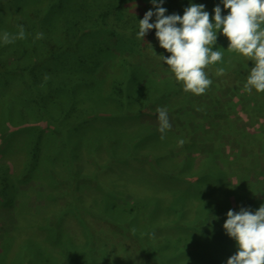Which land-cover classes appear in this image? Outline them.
I'll return each instance as SVG.
<instances>
[{"label": "trees", "instance_id": "trees-1", "mask_svg": "<svg viewBox=\"0 0 264 264\" xmlns=\"http://www.w3.org/2000/svg\"><path fill=\"white\" fill-rule=\"evenodd\" d=\"M49 3L51 0L48 1ZM192 3L203 4L205 11L209 12L211 18L214 17L213 9L222 3V0H180L175 3L171 2L170 5L168 0H164L162 6L167 9L165 15L178 14L183 16L184 10ZM70 4L66 0H60L57 5L59 18L68 22L67 26L70 30L91 29L97 32L96 39L100 38V33L109 32L113 38L112 49L105 35L103 36L107 41L105 47H97L96 52L102 57L106 56L103 58H107L110 57V54L114 57L115 51L121 57L118 66L121 65L119 63H122L126 67L122 72V78H115L109 84V87L114 89L112 92L118 94L121 101L95 104V110H106L109 114L116 116L119 114L118 111L120 110L122 113L121 108L125 107V112H132L131 116H133L145 106L156 104L159 100L171 99L170 102H186L185 105L189 107L188 110L193 108L198 110L201 117L200 120L190 119V115L184 117L188 123L191 122L192 131L199 130L202 140L214 137L216 140L212 141V148L206 154V158L201 162L200 167L198 166L196 169L193 167V157L177 162L169 155L168 151L162 153L154 151L149 153V162L147 161L151 170L150 178H144L142 175L141 178L119 179L115 174H122L110 170V167L100 157L95 158V167L88 168L85 162L80 159L79 149L88 153V151H92L94 145H104L110 152V156L120 164V161L125 159L127 152H123L117 145L119 143L129 145L132 143L131 153L142 147L148 148L145 143L141 144L136 140L139 138L138 135L142 136L148 129L135 128L133 130L136 131V135H122L126 138H119V135L111 137L107 141L103 140L99 134L100 136L96 137L95 143L91 145L90 149L82 147L80 142L70 144L71 141L78 142L79 135L73 138L65 133L75 132L85 126L86 108L83 101H73L74 98L71 99V93L64 90L66 99L63 102L72 100V103H70L69 111L59 112L56 127L40 130L39 126L35 125L32 128L26 127L25 133L23 130H15V136L12 140L9 139V135L12 133L6 130L7 127L0 129V159L5 158L4 164L0 165V206H14L16 208L15 202L18 196L23 197L22 195H24L18 191L19 186L30 181L39 183L42 176L52 174L53 179L52 176L50 179L53 185L59 186L55 178L59 177L58 172L67 163L70 164L73 174L78 173L77 177L80 175L81 178L88 176L87 178L94 180L98 187L94 190H84L85 187L81 188L72 181L70 189L65 195L66 205L57 212L53 206L54 197L47 195L45 206H39L35 212L29 210L26 213L28 215L23 223V231L25 232L21 234V244L20 246L17 245V249L23 251L25 242L28 243L26 250H29L31 245H36L39 250L44 252H52L50 249L53 248L54 252L52 253L69 257L68 262L70 264H100L104 261L106 264L109 262L114 264L118 261L121 253L130 258L131 254L125 248L120 249L119 252L121 253L110 250L107 239L101 236L97 241V247H94L93 234L95 230L87 225V220L81 214V211L86 209L97 211L108 223L123 228L129 236L136 240L137 251L142 253V257H139L141 258L140 264H148L151 259L154 264H227V260L237 252L235 241L229 238L223 229L228 211L239 212L243 208L255 213L261 205H264V168L262 167L264 166V125H257L256 121L258 116L264 114L262 110L264 101L243 90L244 79L247 81L251 67H247L246 62L242 59L224 53L227 58H223L221 65L218 63L206 69V73L212 81L211 87L214 88L212 95L203 98L185 93L182 85L175 81L173 74L160 57L167 58L170 54L159 46L155 29L149 31L144 40L137 38L139 21L148 11L155 12L156 10L151 0H98L86 3L87 8L94 7V9L90 10V14L79 18L83 25H80L79 29L74 28L79 24L77 20L69 18L76 10ZM176 8L178 9L176 10ZM150 23H155V16L152 17ZM40 24L39 22V27ZM22 25L28 34V26L24 22ZM41 33L46 34L45 30ZM58 33L60 39L57 35L52 47L47 46L51 43L40 40L42 49L39 51V57L42 58L41 54L50 57L55 51H67L74 53L80 60L76 48L73 46L75 43L72 41L64 42L65 33L62 31ZM72 37L78 41V37L75 35ZM217 44L214 47H217ZM28 48L30 51H35L38 46L31 44ZM80 48H82L80 51L82 54L84 51L82 56L88 59L91 64L96 61L95 57L91 59L90 47L83 46ZM0 50V68L6 69L0 70V75L16 73L19 81L29 84L28 96L30 98L37 99L40 104L42 101L48 100L50 105L46 104L44 113L48 109H52L56 113V109L51 105L54 99L51 96L47 97V94L43 92L40 84L42 77H36V72L42 74L44 71L45 73L44 69L43 71L38 70L33 66L35 64L32 63V59L36 61V55L32 54V57L28 55V59L22 58L20 60L11 57L13 58V68L7 69L2 66V62L8 58L7 52ZM144 56L149 59L148 62H153L154 65L162 68L161 70L164 72L162 78L155 72L150 73L148 71L150 68H146V64L141 60L144 59ZM112 57L110 58L113 66L109 70L113 75H116L120 66L117 68V65L113 63L115 59ZM28 60L29 63L27 64ZM32 67L36 72L32 73ZM219 68L225 70L223 75H216ZM230 70L235 71L236 78L241 81H234V83L238 82L237 92L231 87L234 93L229 96L226 103L222 104L215 94L218 89L217 82L219 78L226 76V72ZM68 74L67 77L66 73H61L60 76L65 79H57L61 81L58 86L60 83L61 86L74 84L75 73L70 71ZM132 76H137V82L142 83L139 93L145 98L139 99L138 102L131 99V95L124 87L125 82L131 80ZM224 78L230 79L231 77L229 75V77ZM232 86L234 85L232 84ZM176 95L181 100H177ZM263 95L264 93H256L258 97ZM127 100L128 104H126ZM242 101H244L243 112L249 116L250 127L238 129L232 123L230 115L237 113L236 107L238 105L242 110ZM250 101L254 102V105L249 104ZM41 105L43 106L44 103ZM88 106L91 104L89 103ZM208 108L210 109L209 113ZM183 113L187 114V112ZM44 116L41 115L37 122L42 120ZM125 118L127 116H122L119 119ZM180 119L183 120L182 116ZM195 122H198L197 127L194 125ZM12 123L13 125L20 124L18 120L10 122V124ZM200 123H207L208 127L203 129ZM192 131L189 130L188 133H192ZM228 132L236 138L231 141L236 149H229L217 141L220 136ZM175 138L171 136L170 139L168 138L165 142V150H167L166 144H173ZM245 140L249 141V147L245 145ZM153 142L161 144L163 139L161 136H157ZM186 149L197 152L195 146ZM243 151H245L244 155ZM56 152H60L61 156H58ZM52 154L58 157L54 158ZM16 156H20L19 158L22 159L20 170L15 169L13 164L18 160ZM44 156H50L53 159L48 158L42 167L39 159ZM62 213L64 215L76 213L81 230L85 235L82 234L81 237L77 238L63 223L59 222V214L62 215ZM50 216L51 220H49ZM50 222L54 224L52 225L53 228L49 230L46 241L45 238L43 239V235L35 234L34 231L40 227L44 231ZM157 231L159 234L156 233ZM9 236L13 241L17 239L11 233Z\"/></svg>", "mask_w": 264, "mask_h": 264}, {"label": "rangeland", "instance_id": "rangeland-1", "mask_svg": "<svg viewBox=\"0 0 264 264\" xmlns=\"http://www.w3.org/2000/svg\"><path fill=\"white\" fill-rule=\"evenodd\" d=\"M48 1L50 0H0V49L4 50V52H7L8 56V58H6V61L2 62V66L6 67L7 69L13 68V58L11 57H16L20 60L22 58L28 59V55L32 57V54H35L37 59L36 61L32 59V63L35 64L33 66H35V69L38 70L43 71L44 69L45 73L44 71L42 72V74L37 73L33 67L32 73L35 71L37 78L42 77V79L40 80V84L42 86L43 92L47 94V97L51 96L54 99V102H52L51 105H53V107L56 109V113H54L52 109H48L44 113V108L47 107L46 104L50 105L48 103V100L42 101L41 104L44 103V105L42 106L40 104V101L35 98V100L30 98L28 96L29 84H27L26 82L22 83L21 81H19V78L17 77L16 73H8L6 75L2 74V76L0 75V129H6V127L8 128L6 130L12 133L11 135H9V139L12 140V138L15 136V130H23L24 132L26 127L32 128L37 125L39 126L40 130H46L48 128L51 129V127H56V123L59 120V112L69 111V106L70 103H72V100H81L86 104H83L86 108V117L84 121L85 126L77 129L75 132L65 133L71 135L73 138L79 135L78 142L71 141L70 144H77L80 142L82 147L90 149L91 145L95 143L94 141L97 136L101 135L102 139L107 141L111 137H116L119 135V138H126L125 136H133L134 134L136 135V131L133 130L135 128L148 129V131L145 132L142 136L138 135L137 137L139 138L136 139L141 144L145 143L148 148L142 147L138 151L131 153L130 151L133 149L131 147L132 143H130V145L127 143H119L117 145L121 148L123 152H127L125 159L120 161V164L116 162V159L110 156V152L104 145H94L92 151H88V153H85L84 150L79 149L78 153L80 154V159L85 162V165L88 168L95 167V158L100 157L102 161L110 167V170L112 169L115 173L118 172L122 174H115V176H117L119 179H128L130 177L141 178L142 175L144 178H150L151 170L148 167V159L150 157L149 153H153L154 151H158L159 153L168 151L169 155L173 159H176L177 162H181L184 159L193 157V167L195 169L198 166L200 167L201 162L206 158V154H208V152L212 148V141H215L216 137L204 138L202 140L198 132L199 130H196L194 132L192 131V126L190 124L191 122L188 123V120L184 119V117L186 115H190V119L196 118L198 120H200L201 117L198 110L194 108L188 110L189 107L185 105L186 102H170L171 99H165V101L159 100L156 104L145 106L144 108H142V110L137 111V113L133 116H131L132 112H125V107H122V113L119 110V114L116 116L113 114H109L106 110H95V104H103L107 102L118 103L121 101L119 95L112 92V90L114 89L109 87V84L115 78L121 79L122 72L125 70L126 67L122 63H119L121 64L119 65L120 67L118 66V62H121V59H119L121 57L114 51V57H112L111 54L110 57L115 59L113 63H115V65H117V68H119L118 73L116 75H113L109 70L113 66L112 59L109 56L107 58H103L106 56L102 57V55L96 52L97 47H105L104 45H106L107 43L106 39L103 37L105 35L109 43L111 44L110 48L112 49L113 38L109 32L100 33V38L96 39L97 32L91 29H83L82 31L70 30L67 26L68 22H65L64 20H61L59 18V11L57 5L59 4L60 0H51V3L49 4ZM66 1H68V4L71 3L70 5L72 7L76 8L73 15L69 18L72 20H77L79 24H77V26H75L74 28L79 29L80 25L83 26L79 18L81 16H86L87 14H90V10L94 9V7L87 8L86 3H91L98 0ZM178 1L180 0H168L169 5L171 2L175 3ZM219 6L222 9V15L226 16L228 14V10H225L223 8L222 3H220ZM177 9L178 8H176V10ZM22 19L24 21H20ZM23 22L26 26H28L29 33H26V38L23 40L17 39L14 43L5 45L2 40L3 33L7 32L12 35L17 34L19 31V26H23ZM39 22L41 23L40 27ZM44 30L46 34L41 33V31ZM61 31L65 33L63 37L64 42L72 41L73 43H75L73 44V46L76 48V52L80 60L77 59V56L74 53H70L67 51H55L50 57L45 56L43 54H41L42 58L39 57V51L42 49L40 40H44L45 42L51 43L47 46L52 47L54 45L53 41L55 40L57 35H59L60 39V34L58 32ZM40 33L42 34V38L36 39L37 35ZM72 35L78 37V41L74 40ZM217 35L218 44L217 47H214L213 50L220 49L221 51H223V55L224 53H228L230 56L242 59L244 62H246L247 67H254L251 61H247L245 58H242L235 53L228 52V40L221 33H218ZM31 44L37 45L38 48L35 49V51H30L28 47ZM83 46L90 47L91 59H93L92 57L96 58V61H94L92 64L88 61V59H85L82 56L84 54V51L82 54V52H80L82 51V48L80 47ZM225 55L223 56L224 59L227 58ZM141 60L143 63L146 64V68H150L148 70L150 73L155 72L161 78L163 77L162 73L164 72L161 70L162 68H160L158 65H154L153 62H148L149 59L145 56L144 59ZM28 63L29 60L27 64ZM36 63L39 65H37ZM222 63H220L219 65H221ZM0 70L6 69L0 68ZM70 71L75 73L74 84L61 86L60 83L58 86V83L61 82L58 80H61L59 78H62L60 76L61 73H66V76L68 77V73ZM226 74L227 77H229L230 75L231 78H224L226 76H222L221 78H219V81L217 82L218 89L215 93L217 95V99L220 100L222 104L226 103V101L229 99V96H231L234 91L237 92L238 90V82L234 83V81L239 80L238 78H236L237 76L235 71L230 70L229 72H226ZM133 77L134 76L131 77V80L125 82L124 87L128 94L131 95V99H133V101L135 102H138L139 99L142 100L145 97H143L139 93V90L142 87V83L137 82V76L134 78ZM64 79L65 78H62V80ZM134 82L137 83L134 84ZM230 82L234 86H232ZM243 83L246 84L245 79ZM231 87L234 89V91ZM212 89L214 88L210 86L207 89L206 93L200 96H202L203 98H205L207 95L211 96ZM64 90H68L71 93V99H74L69 100L67 102H63V100L66 99V95L63 92ZM250 95H255L256 98L264 101V95L259 97L256 96L255 90H253ZM176 99L179 100L180 98L176 95ZM89 103L91 104V106H88ZM126 104H128V100L126 101ZM249 104L254 105V102L250 101ZM241 105L242 110L238 105V107H236L237 113H233L232 115H230L232 123L238 129L250 127L248 123L249 116L243 112L244 101H242ZM157 108L167 109L169 122L171 124L170 130H168L164 134V139L161 144L158 142H153V140L157 136H161V133L158 131L159 121L158 113L156 111ZM209 110L210 109L208 108V113ZM262 110L264 111V108ZM183 112H187V114ZM219 113H221L220 110ZM41 115L45 116L44 118L42 117V120L37 122ZM122 116H127V118L119 119ZM180 116H182L183 120L180 119ZM116 119L119 120L117 121ZM17 120L18 122H20V124H10V122H14ZM256 121L257 125H264V114H261L260 117L258 116ZM197 124L198 122L194 123L195 127H197ZM200 124L202 125L203 129L205 127H208L207 123ZM203 129L200 130L202 131ZM189 130L192 131V133H188ZM170 136L172 138L176 137L177 139H174L175 141L173 144H166L167 150H165V142L168 140V138L170 139ZM239 137L237 138L239 139ZM233 139H236L235 136L229 134L228 132L220 136V139L217 141L222 145L229 147V149H236L234 147L233 142H231ZM181 140L184 141L182 145L179 143V141ZM245 143V145L249 147V141L245 140ZM193 146H195L197 152L191 149H186ZM61 147L62 146L60 144V148ZM56 154L58 156H61L60 152H56ZM244 154L245 151H243V155ZM52 156L54 158L58 157L54 156V154H52ZM16 157L18 158V160L15 161L13 164L15 166V169L20 170L22 165V159L19 158L20 156ZM48 158L53 159L50 156H44L42 159H39L41 160L40 165L42 167H44L45 162ZM4 159L5 158L0 159V165L4 164ZM118 166L120 167L118 168ZM262 167L264 168V166ZM77 174H73L71 172L70 164L68 165L67 163L61 168V171L58 172L59 177L55 178L56 183H58L59 186L55 187V185H53V182L50 179L52 174L42 176V180H40L39 183L30 181L23 183L19 186L18 191L20 192V194L23 193L24 195H22L23 197L18 196L15 202V204H17L16 208L14 206H0V264H70L68 262V260L70 259L69 257L52 253L54 252L53 248L50 249L52 252H44L39 250L36 245H31L29 250H26L28 248V243L25 242L24 247L22 248L23 251H19V249H17V245L20 246L22 240L21 234L25 232L23 231V223L26 219V216L28 215L26 213H28L29 210L35 212L39 206H45V203L47 202V195H51L52 198L54 197L53 206L55 207V210L57 212L60 211V209H63V207L66 205L65 195L66 192L69 191L70 184L72 181L75 182V185H79V187L81 188L85 187L84 190L97 189L98 186L94 180L87 178L88 176H84V178H81V176L79 175L77 177ZM111 174L114 175V173ZM251 176L253 177V175ZM253 181L255 180L253 179ZM129 199L130 198L128 197V200ZM81 214L87 220V225H89L90 228L95 230L93 234V238L95 241L94 247H97V241H99V236H101L104 239H107L110 250L119 252L121 248H125L127 252H130V258L126 257L125 255H123V253L119 252L121 254H119L118 261L114 264H140L141 258L139 257H142V253H139V251H137V242L134 238L129 236L123 228H119L108 223L107 220L103 219L97 211H88L86 209H83L81 211ZM59 215L60 218L58 219V221L63 223L66 228L71 233H73V235H75L77 238L81 237L82 234L83 236L85 235L81 230L79 218L76 213H68L65 215L62 213V215ZM51 219L52 218L50 216L49 220ZM53 224V222H50L47 227L43 226L46 228L44 230L45 232L43 231L42 227H40L36 228L34 233L43 235V239L45 238L47 241L49 230L50 228H53ZM28 229L30 230L29 227ZM10 233L15 239H17L13 241L9 236ZM156 233H158V231ZM108 258L110 259V257ZM104 263L105 261L100 262V264ZM148 264H154L152 259L148 261Z\"/></svg>", "mask_w": 264, "mask_h": 264}, {"label": "clouds", "instance_id": "clouds-1", "mask_svg": "<svg viewBox=\"0 0 264 264\" xmlns=\"http://www.w3.org/2000/svg\"><path fill=\"white\" fill-rule=\"evenodd\" d=\"M151 2L156 10L148 11L139 21L137 38L144 40L148 32L155 29L159 46L170 54L167 58L160 57L185 93L200 96L211 86L206 69L223 60V51L213 50L218 33L228 40V52L254 65L244 92L250 94L255 90L258 94L264 93V0H222L228 14L222 15V9L217 5L211 18L203 4H190L180 16L165 15L164 0ZM153 16L155 23H150ZM25 38L23 26H19L15 35L5 32L2 36L5 45ZM41 38L42 34L36 37ZM224 71L219 68L216 75H223ZM156 111L158 131L164 139V134L171 128L168 112L165 108H157ZM179 143L182 145L184 141ZM223 229L237 246L236 254L227 260V264H264V205L255 213L243 208L239 212L229 210Z\"/></svg>", "mask_w": 264, "mask_h": 264}]
</instances>
